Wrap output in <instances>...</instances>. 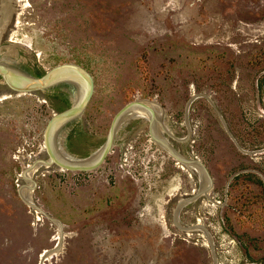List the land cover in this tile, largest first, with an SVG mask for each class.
Returning <instances> with one entry per match:
<instances>
[{
    "label": "rangeland",
    "instance_id": "obj_1",
    "mask_svg": "<svg viewBox=\"0 0 264 264\" xmlns=\"http://www.w3.org/2000/svg\"><path fill=\"white\" fill-rule=\"evenodd\" d=\"M0 52L36 78L91 73L63 142L76 159L127 105L152 102L169 144L212 180L200 196L199 174L132 119L95 169L39 166L31 188L24 172L49 160L46 128L74 91L0 77V264H264V0H17Z\"/></svg>",
    "mask_w": 264,
    "mask_h": 264
},
{
    "label": "water",
    "instance_id": "obj_2",
    "mask_svg": "<svg viewBox=\"0 0 264 264\" xmlns=\"http://www.w3.org/2000/svg\"><path fill=\"white\" fill-rule=\"evenodd\" d=\"M13 62V61H12ZM11 61H4L0 60V77H1V83L8 84L12 89L21 92V93H29L34 91H46L53 88H61L66 87L72 91H74V97L72 99V106L65 110L64 112L56 114L51 121L49 122L46 131H45V144L46 148L49 154V160L52 164H57L61 168L67 169V170H81V171H88L93 170L97 166L100 165L102 160L105 158V156L110 152L112 147L115 143V137L116 133L119 131V129L122 127L119 123L122 120V118L128 114L130 109L133 105H135L137 102L131 103L127 105L114 119L110 135L108 137L107 142L105 145L98 151L100 152L99 157L88 166L84 165L85 167H72V166H66L63 165L57 158L56 154L58 151L56 150V147H58L60 153L63 155L69 154L68 159L71 161H86L90 160L94 156L88 157L87 159H76L74 156H72L70 153L66 151V149L63 147L64 137L67 136V131L69 130V127L71 124L79 119L83 112L85 111L87 105L89 104L92 95L94 93V87L95 82L94 78L91 75L90 72H88L86 69L82 68L79 65L75 64H63L60 66H57L56 68L48 71L44 76L41 78H36L32 76L31 74L23 71L20 68L14 67L12 65ZM9 72H17L20 75H22L25 79L28 80L29 84L26 86L16 87L8 80V73ZM84 80L87 84V89L83 95V97L77 101L76 97L79 91V85L78 80ZM142 102V101H141ZM131 118V117H130ZM126 122V121H125ZM151 124V123H150ZM56 130V134L54 135V131ZM152 132V131H151ZM153 135V134H152ZM154 138V137H153ZM57 144V146H56ZM171 150L173 156L179 160V162L188 161V162H196L200 165V169L202 170L203 176L207 180V184L205 187H202L201 180H200V196L207 195L208 192L212 188V180L211 177L201 162L196 160H188L184 157H182L177 151H175L171 145ZM96 152V154L98 153ZM65 153V154H64ZM96 156V155H95Z\"/></svg>",
    "mask_w": 264,
    "mask_h": 264
},
{
    "label": "bare ground",
    "instance_id": "obj_3",
    "mask_svg": "<svg viewBox=\"0 0 264 264\" xmlns=\"http://www.w3.org/2000/svg\"><path fill=\"white\" fill-rule=\"evenodd\" d=\"M17 0H1L0 1V38H1V33H3V29L7 26L11 13L14 11V5L16 3ZM13 48L8 49V54H12L13 55ZM2 53V52H0ZM9 62V60H8ZM8 80L9 82H11L13 85H15L16 87H21V86H26L25 79L22 75H20L17 72H9L8 75ZM78 85H79V91L76 97V100L79 101L86 89H87V84L84 80L80 79L78 80ZM144 107H147L148 109H145ZM131 117V118H130ZM132 119H144L147 120L151 123V131L153 134L154 139L156 140V142L158 144H160L162 147H164L163 149L168 151L169 153H173L171 150V145L169 144V141L166 139V137H164V132L168 130L167 128V122L165 120V116L164 113L160 110V108L152 103V102H140L138 101L135 105L132 106V108L130 109V111L128 112V114H126L122 120L120 121L119 125H124L127 124L130 120ZM126 121V122H125ZM56 134V130L54 131V135ZM57 146V144H56ZM161 147V148H162ZM59 148L56 147V150L58 151V153L56 154L58 160L66 166H72V167H85L84 165L88 166L89 164H92L97 157H99L100 152H98L96 154V156H94L93 158H91L90 160H84V161H71L69 157V154H65L63 155L62 153H60V151L58 150ZM174 155V154H172ZM179 161V160H178ZM183 166H185L186 168L190 169L191 171L197 172L199 174V179L201 180V184L202 187H205L207 184V180L205 179V177L203 176L202 170L200 169V165L196 162H188V161H183L180 162ZM52 163L50 161H38L34 166H32V168L28 169L26 172V180L27 181H31L32 185L31 188H33V177L34 176V172L37 170L38 171V167L41 168L43 166H51ZM31 188L27 187L23 193L24 196L26 197V199L28 201H26L30 206H33V204H31ZM200 195V192H199ZM25 200V199H24ZM33 202V201H32ZM59 246L52 251H48L44 258H51L52 255L58 254L59 252ZM44 261V260H43Z\"/></svg>",
    "mask_w": 264,
    "mask_h": 264
}]
</instances>
